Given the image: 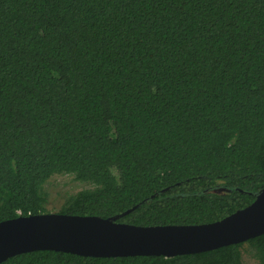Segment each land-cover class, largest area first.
Here are the masks:
<instances>
[{"label": "trees", "instance_id": "obj_1", "mask_svg": "<svg viewBox=\"0 0 264 264\" xmlns=\"http://www.w3.org/2000/svg\"><path fill=\"white\" fill-rule=\"evenodd\" d=\"M83 188L47 210L46 185ZM264 189V0H0V222L193 226ZM127 212V213H126ZM264 264V234L181 255L0 264Z\"/></svg>", "mask_w": 264, "mask_h": 264}, {"label": "water", "instance_id": "obj_2", "mask_svg": "<svg viewBox=\"0 0 264 264\" xmlns=\"http://www.w3.org/2000/svg\"><path fill=\"white\" fill-rule=\"evenodd\" d=\"M118 217L45 213L2 221L0 263L44 250L96 258H171L244 243L264 234V189L249 206L209 224L141 227L117 223Z\"/></svg>", "mask_w": 264, "mask_h": 264}, {"label": "rangeland", "instance_id": "obj_3", "mask_svg": "<svg viewBox=\"0 0 264 264\" xmlns=\"http://www.w3.org/2000/svg\"><path fill=\"white\" fill-rule=\"evenodd\" d=\"M82 188L83 186L75 182L71 176H53L46 185V192L48 194L47 210L49 212L56 211L59 205L62 204L65 196L75 193ZM242 259L244 264H256L255 260L245 252Z\"/></svg>", "mask_w": 264, "mask_h": 264}]
</instances>
